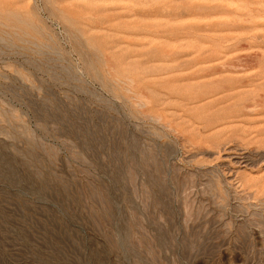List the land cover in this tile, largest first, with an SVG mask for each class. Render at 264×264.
Here are the masks:
<instances>
[{"label": "rangeland", "instance_id": "374dc122", "mask_svg": "<svg viewBox=\"0 0 264 264\" xmlns=\"http://www.w3.org/2000/svg\"><path fill=\"white\" fill-rule=\"evenodd\" d=\"M0 264H264V0H0Z\"/></svg>", "mask_w": 264, "mask_h": 264}, {"label": "bare ground", "instance_id": "6f19581e", "mask_svg": "<svg viewBox=\"0 0 264 264\" xmlns=\"http://www.w3.org/2000/svg\"><path fill=\"white\" fill-rule=\"evenodd\" d=\"M261 19V18H260ZM242 65V64H241ZM241 65H238V66H241ZM227 69V68H226ZM207 71V69H204V73ZM216 71V68L214 67V68H211V72L212 73H214ZM207 94H203L202 95V97H203V99L202 100H204V99H206L207 97H208V95L206 96Z\"/></svg>", "mask_w": 264, "mask_h": 264}]
</instances>
